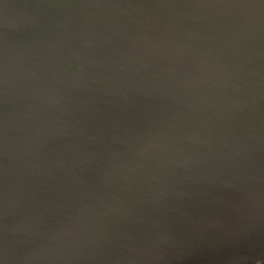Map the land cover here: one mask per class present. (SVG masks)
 Here are the masks:
<instances>
[{"label": "water", "instance_id": "1", "mask_svg": "<svg viewBox=\"0 0 264 264\" xmlns=\"http://www.w3.org/2000/svg\"><path fill=\"white\" fill-rule=\"evenodd\" d=\"M264 259V0H0V264Z\"/></svg>", "mask_w": 264, "mask_h": 264}, {"label": "rangeland", "instance_id": "2", "mask_svg": "<svg viewBox=\"0 0 264 264\" xmlns=\"http://www.w3.org/2000/svg\"><path fill=\"white\" fill-rule=\"evenodd\" d=\"M247 264H264V259H261L259 261L254 262V263H247Z\"/></svg>", "mask_w": 264, "mask_h": 264}]
</instances>
